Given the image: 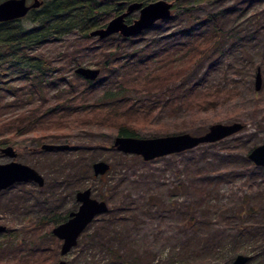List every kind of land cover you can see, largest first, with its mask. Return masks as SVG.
<instances>
[{"label": "rangeland", "instance_id": "374dc122", "mask_svg": "<svg viewBox=\"0 0 264 264\" xmlns=\"http://www.w3.org/2000/svg\"><path fill=\"white\" fill-rule=\"evenodd\" d=\"M156 1L173 3V6L177 4V0H153ZM230 4L234 6V1L188 0L172 9L171 16L176 15V20L146 36L143 33L148 29L125 39L136 43L138 40L139 46L154 40L167 49L178 41L176 34L192 19L223 13ZM184 9L189 13H185ZM259 11L260 7L253 6L243 17H226L223 31L228 37V56L224 67L227 72L222 75L220 69L213 70L206 83L207 86L227 85L236 88V92H232L231 97H223L217 112L209 111L192 123L186 111L168 108L164 113L149 116L143 113L135 121H129L135 127L132 138L137 139L180 134L200 136L214 124L240 123L243 126L240 132L220 143L200 145L185 154H172L148 162L140 156L123 154L112 147L118 136L115 122L121 123L123 119L124 113L120 117L122 107H104L101 111L86 107L80 115L70 118L71 122L65 128L44 126L49 131L42 136L33 133L31 124L17 128L13 123L8 129L0 130V149L12 147L17 153L13 161L34 169L44 179L42 187L22 183L0 193V225L7 228L5 233L0 234V264H57L60 260L66 264H108L109 258L103 252L91 249L81 254L80 238V245L61 257V242L51 234L54 224L49 222L50 213L63 216L75 212L79 206L75 194L85 189H90L93 199L104 201L108 206V212L96 217L88 226L89 233L96 228V222L107 219L108 213L117 205H124L127 209L122 215L115 213L124 220L112 229L118 230L115 245L128 250L129 256L135 251L149 264H223L222 257L226 256L230 258L227 264H231L236 256L243 255L250 257L247 264H264V168L255 167L248 158L246 160L250 165H247L244 159V152L264 143V39L262 31L255 32L254 18ZM187 15L191 16L190 20H187ZM130 16V20L134 21L139 14L134 12ZM236 41L240 46L230 53L229 48ZM71 44H77L73 35L36 47L31 54L60 66L66 64V60L64 63L59 56ZM91 57H84L79 67L100 71L101 67ZM206 66L200 68L204 70ZM147 67L154 72L152 82H144L146 75L136 81H128L141 97L173 81V74L171 80L165 82L167 72L161 73L151 65ZM76 69L66 65L63 77L79 86L81 82L73 77ZM257 70L261 76L259 91L255 90ZM103 76L100 71L95 81ZM23 83L14 71L1 67L0 87H22ZM97 98L94 95L83 96L75 104H90ZM15 102L11 95L4 94L0 108L4 104L11 105V108L0 110V123L39 106V103L22 106ZM37 111L43 112L44 108ZM43 145H63L68 149L49 152L41 149ZM70 158L69 165H82V174L88 167L87 174H83L84 177L79 174L77 181L74 178L80 170L73 177L71 169H65L64 162ZM9 162L10 159L0 153V164ZM97 162L109 166L104 176H94L92 166ZM233 166L240 175L230 178L227 174ZM67 178L70 181L64 186ZM201 191L208 194L203 198ZM202 199L205 206L199 208L197 204ZM191 206L196 215L209 212L207 228L202 225L193 229L191 223L180 220L181 210L187 211ZM104 228L107 229L106 226ZM85 231L83 238L88 234ZM238 231L244 233L242 236L251 235L236 237ZM197 235H212L217 240L213 246L220 248V255L209 250L212 248L210 244L199 246L197 238L192 242ZM49 248H54L56 254L49 255Z\"/></svg>", "mask_w": 264, "mask_h": 264}, {"label": "trees", "instance_id": "16d2710c", "mask_svg": "<svg viewBox=\"0 0 264 264\" xmlns=\"http://www.w3.org/2000/svg\"><path fill=\"white\" fill-rule=\"evenodd\" d=\"M3 1L5 0H0V3ZM187 1L177 0V4L173 8H177L179 3L185 4ZM221 1H234V6L230 4L223 13L208 14L192 19L176 34L179 37L178 41L167 49L164 46H159L154 40L139 46L138 40L136 43L132 39H125L119 35L105 40L94 41L89 38L90 31L104 27L110 19L121 14L129 4L137 2L146 5L153 0H43L42 5L37 9L30 10L26 17L0 23V70L2 66H5L6 69L14 71L20 81H24L22 87L1 86L0 103L4 94L11 95L16 99L15 103L18 105L39 103L36 108L21 112L17 117L0 123V130L8 129L13 123L17 128L29 127L31 124L34 129L33 133L42 136L49 131L44 126H64L65 128L70 124V118L80 115L79 113L84 112L86 107L97 111L103 110L104 107L111 109L122 107L123 112L120 116L122 117L124 113L122 122H115L117 135L134 137L135 127L129 124V121H135L143 113L149 116L153 113H164L168 108H172L173 111L174 109L184 110L190 116L189 122L194 123L197 121L195 118L200 115L209 111L217 112V109L222 106L223 97H229L232 92H236V88H230L227 85L207 86L206 83L213 70L220 69L222 75L227 72L224 67L228 56V37L223 31L227 22L226 17H236V15L243 17L247 10L253 6L260 7V11L254 14L257 26L255 32L262 31L264 39V0ZM184 12L189 13V10L184 9ZM130 17L127 19L129 23L131 22ZM176 17V15L171 16L170 20L164 23L160 22V25L157 26H151L143 35L146 36L151 31L161 29L169 21L176 20ZM190 17L187 15V20H190ZM71 35L77 44L67 46L65 52L59 56L64 63L66 60L64 65L56 66L54 61L31 54L36 47L48 42L55 43L61 37ZM94 43H97L98 46H94ZM238 46L240 45L237 41L233 42L229 52L231 53ZM87 55L93 57L91 58L94 63L101 67L100 71L105 76L95 82H90L80 76L73 75L74 78L79 79L81 84L77 86L68 82L63 77L66 65L70 69L71 67L76 69L81 66L82 60ZM206 64L207 66L202 70L200 66ZM150 65L161 73L167 72L165 82H169L173 74V81L158 86L152 89V92H148L147 96L141 97L139 96L140 92L132 88L128 81H136L140 76L146 75L144 82H152L151 78L154 77V72L151 67H147ZM93 95L98 97L95 102L90 104L86 102L81 106L75 104L80 97ZM79 107L81 108L77 110ZM9 108L11 105L4 104L0 110L6 111ZM38 108H44V111L38 113ZM204 145L212 146L214 144ZM249 152L250 150L244 152L245 160ZM185 153L187 151L180 154ZM80 158L82 159V154ZM71 161L70 158L64 162L65 169H71L73 177L80 170L74 178L77 181L79 174L84 177L83 174L86 173L88 167L82 174V165H69ZM247 161V165H250ZM236 171V167L233 166L227 174L228 177L239 176L240 174H237ZM69 181L70 179L67 178L63 185L67 186ZM201 192H203L200 193L203 198L208 194H204V191ZM123 206L117 205L108 213L107 219L97 221L96 228L91 233L88 232L90 228H87L88 234L83 235L84 238L82 235L80 237L82 240L81 254L92 249L105 253L109 258L108 264H149L142 259V255L134 251L133 255L129 256L128 250L114 243L115 237H118V230L112 228L124 220L121 216H115V213L122 215L126 212L127 209ZM197 206H205L203 199ZM187 209L191 210L192 206ZM188 210H181L183 215L181 214L180 220L182 222L191 223L193 229L202 225H205L204 228L208 227L209 212L196 215L192 210ZM52 214L50 213L49 222L54 225L65 221L68 215L56 216ZM243 234L238 231L236 237L242 238L251 235L247 233L242 236ZM49 236L51 239L53 238L51 234ZM195 238H197L199 246L210 244L212 248L209 250L220 255L218 252L220 248L213 246L217 240L212 235L194 236L192 242H195ZM231 238L235 237L231 236ZM77 245H80V240ZM53 249L47 250L49 255L55 253ZM32 250L35 251L36 248ZM222 259L223 264H227L230 258L223 256ZM69 264L73 263L69 262Z\"/></svg>", "mask_w": 264, "mask_h": 264}, {"label": "water", "instance_id": "95a60500", "mask_svg": "<svg viewBox=\"0 0 264 264\" xmlns=\"http://www.w3.org/2000/svg\"><path fill=\"white\" fill-rule=\"evenodd\" d=\"M28 0H5L0 3V23L20 20L27 16L32 9H37L42 5L41 0H32L33 3L28 6ZM173 3L165 1H156L143 5L141 3L129 4L125 11L112 18L107 24L99 29L89 33L90 37H96L100 40L107 39L114 35L122 38L137 36L141 32L149 29L156 22L168 21L171 18ZM138 12L139 16L131 23L126 19ZM99 70L78 67L75 74L86 81L93 82L99 75ZM261 85L260 71L257 70L255 76V90L259 91ZM240 123L229 125L214 124L211 125L206 133L200 136H191L189 134H180L153 139H137L132 137L117 136L112 147L123 154L140 156L144 161H152L158 158L179 154L192 150L200 145L214 144L226 138H229L242 130ZM45 151H59L68 149L63 145H43ZM0 153L10 159L9 163L0 164V193L7 190L15 184L33 182L39 187L44 185L43 177L34 169L21 165L13 161L17 153L12 147L0 149ZM248 160L255 166L264 168V143L252 149L247 156ZM95 177L104 176L109 170V166L104 162L94 163L92 166ZM76 202L79 203L78 209L69 214L66 222L57 225L52 230V235L62 242L60 247V256H66L74 247L78 239L93 222V220L108 212V206L104 201H97L91 197L90 189L76 193ZM5 228L0 225V233ZM250 257L238 255L231 264H247ZM57 264H66L60 260Z\"/></svg>", "mask_w": 264, "mask_h": 264}, {"label": "flooded vegetation", "instance_id": "af4514ba", "mask_svg": "<svg viewBox=\"0 0 264 264\" xmlns=\"http://www.w3.org/2000/svg\"><path fill=\"white\" fill-rule=\"evenodd\" d=\"M41 1H43V0H41ZM32 3H33L32 0H28L26 4H27L28 6H30ZM124 11H125V10H124ZM124 11H123V12H124ZM123 12H122V13H123ZM129 17H130V16H129ZM129 17H128V18H129ZM128 18H127V19H128ZM127 19H126V21H127ZM131 22H133V21H131ZM131 22H130V23H131ZM127 23H129V22H127ZM29 183H33V182H29ZM20 184H22V183H20ZM33 184H35V183H33ZM13 186H14V185H13ZM75 196H76V194H75ZM75 201H76V198H75ZM78 205H79V204H78ZM77 209H78V208H77ZM70 213H72V212H70ZM70 213H68L67 218H66L65 221H63V222H61V223H59V224H57V225H60V224H62V223H64V222H66V221L68 220V218H69V214H70ZM57 225H54V227H56ZM2 226L5 228V230H4L2 233H0V234L5 233L6 230H7V228H6L4 225H2ZM54 227H53V228H54ZM53 228H52V230H53ZM52 230H51V234H52ZM53 237H54V236H53ZM54 238H55V237H54ZM57 240H58V239H57ZM58 241H59V240H58ZM60 242H61V241H60ZM61 244H62V242H61Z\"/></svg>", "mask_w": 264, "mask_h": 264}]
</instances>
